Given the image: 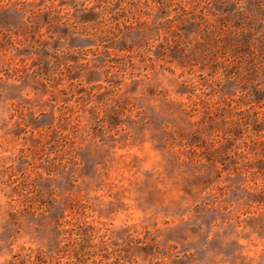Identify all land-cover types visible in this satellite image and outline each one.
Instances as JSON below:
<instances>
[{"label":"rangeland","instance_id":"obj_1","mask_svg":"<svg viewBox=\"0 0 264 264\" xmlns=\"http://www.w3.org/2000/svg\"><path fill=\"white\" fill-rule=\"evenodd\" d=\"M0 264H264V0H0Z\"/></svg>","mask_w":264,"mask_h":264}]
</instances>
